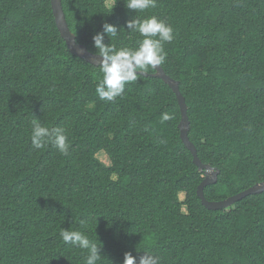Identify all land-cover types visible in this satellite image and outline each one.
I'll return each instance as SVG.
<instances>
[{
    "label": "trees",
    "instance_id": "16d2710c",
    "mask_svg": "<svg viewBox=\"0 0 264 264\" xmlns=\"http://www.w3.org/2000/svg\"><path fill=\"white\" fill-rule=\"evenodd\" d=\"M109 2L62 0L77 41L96 53L97 34L105 46L137 48L144 37L130 20L154 15L173 27L161 65L179 80L200 159L220 169L205 196L264 180V0H156L143 11L116 0L111 12ZM136 74L121 96L101 100L103 74L70 51L51 0H0V264H86L88 250L62 230L96 243L97 264H124L126 252L160 264H264V192L204 206L176 94ZM165 112L172 119L162 122ZM34 119L65 129L67 155L33 148Z\"/></svg>",
    "mask_w": 264,
    "mask_h": 264
},
{
    "label": "clouds",
    "instance_id": "9594fccd",
    "mask_svg": "<svg viewBox=\"0 0 264 264\" xmlns=\"http://www.w3.org/2000/svg\"><path fill=\"white\" fill-rule=\"evenodd\" d=\"M116 0H110L108 8L112 11ZM129 9L143 11L156 7V0H126ZM127 27L133 32H139L144 39L139 42L137 48L122 47L119 50L112 44L105 46L103 34L93 37L94 46L99 55L103 57L100 62V71L103 76L96 85V93L104 101H114L124 92L126 83L135 82L138 79L137 71L146 72L149 67L156 68L164 63L167 53L164 44L174 39L173 27L156 16L145 19H133L128 21ZM104 33L111 37L117 36L116 27L104 24ZM73 44L77 41L73 39ZM155 70V69H154ZM167 73V72H166ZM172 116L165 112L161 114V121H168ZM31 143L35 149H43L46 143H51L61 154L67 155L70 147L68 136L62 127H46L39 120H32ZM161 143L165 141L161 140ZM65 243L78 244L81 249H87L86 264H97L101 258L98 254V246L87 235L79 230H62L60 233ZM160 257L145 252L139 259L130 252L124 254V264H160Z\"/></svg>",
    "mask_w": 264,
    "mask_h": 264
},
{
    "label": "water",
    "instance_id": "95a60500",
    "mask_svg": "<svg viewBox=\"0 0 264 264\" xmlns=\"http://www.w3.org/2000/svg\"><path fill=\"white\" fill-rule=\"evenodd\" d=\"M51 6L53 9V14L55 17L57 27L60 31L61 36L64 38L65 42L67 43L70 51L73 54H76L79 57L85 59L86 61L92 63L93 65L100 66V62L103 59V57L100 56L99 53L92 52L91 50H89V48L85 44L77 41L76 34L71 30L68 24L66 14L64 12L62 0H51ZM73 39L77 41L76 44L72 43ZM154 69H155L154 72H148V71L140 72L138 70L137 73L142 74L144 76L150 75L161 78L165 83H167L172 88V90L176 94L181 111V119L178 125L180 130V137L183 143L188 147V149L193 154L194 163L199 167L201 171H204V179L197 188V194L202 200L203 205L213 210L223 209V208L225 209L230 207L236 201L246 197L247 195L264 192V180H262L246 188L245 190L240 191L239 193H236L234 195H231L225 199L210 200L205 196L204 193L205 187L207 185L214 184L218 181V175L220 173V169L214 167L210 163H204L198 155L195 144L190 140L189 137L190 119L188 115V105L186 103V99L184 95L180 91L179 80H176L170 75H168L164 70V68L162 67V65H159Z\"/></svg>",
    "mask_w": 264,
    "mask_h": 264
},
{
    "label": "rangeland",
    "instance_id": "374dc122",
    "mask_svg": "<svg viewBox=\"0 0 264 264\" xmlns=\"http://www.w3.org/2000/svg\"><path fill=\"white\" fill-rule=\"evenodd\" d=\"M99 157H100L104 162H106V163L109 162V160H108V158H107V156L105 155L104 152H100V153H99Z\"/></svg>",
    "mask_w": 264,
    "mask_h": 264
}]
</instances>
